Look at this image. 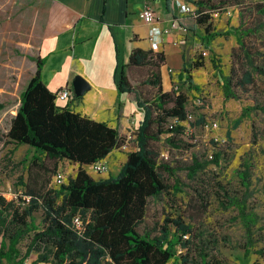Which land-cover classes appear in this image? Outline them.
Wrapping results in <instances>:
<instances>
[{
  "label": "trees",
  "instance_id": "1",
  "mask_svg": "<svg viewBox=\"0 0 264 264\" xmlns=\"http://www.w3.org/2000/svg\"><path fill=\"white\" fill-rule=\"evenodd\" d=\"M184 1L195 8L192 24L203 25L205 36L200 38L207 42L216 35L231 34L234 37L237 57L243 62L242 79L237 85L241 87L251 82V71L256 66L252 64V55L244 39L255 34L256 28L245 25L238 13L235 27L222 33H210L211 12L227 2ZM253 10L256 15H264V4L255 3ZM177 23L185 27L181 22ZM210 61L215 67L214 61ZM163 63L162 52L136 48L130 51L126 63L118 67L117 92L133 94L136 106L142 110V117L133 132V150L125 154L115 176L94 180L84 168L88 169L112 149L124 144L125 138L104 122L91 120L67 107L56 106L54 93L40 80L42 60L35 59L34 73L19 93L18 106L9 119L3 143L27 145L43 155L52 166L65 160L76 164L77 168L73 176L56 188H46L43 184L37 191H24V197L0 192V262L23 264L29 253L35 254L34 263L48 264H165L169 259L175 260L173 246L191 232L188 224H183L179 218L166 219L178 234L170 239H167L169 231L166 226H161L155 234L138 230L148 198H159L168 188L172 192L179 190L177 184L169 186L162 178L163 173L172 176L178 167L159 159L156 143L162 141L175 150L191 145L183 139L186 135L183 125L187 119L186 96L173 89L162 91L159 69ZM200 66V61H192L182 67V72L189 79V70ZM136 70L141 73V78L135 82L130 73ZM231 79L230 75L222 76L224 99H237L231 89ZM248 111L249 107L243 108L235 124ZM32 158L34 160L36 156L32 155ZM219 158V153H213L209 161L217 164ZM205 162H199L193 155L190 163L183 166L186 176L194 178L204 168ZM242 165L244 169L237 175L246 188L249 164L244 161ZM228 203L236 208L247 233L256 216L245 212L242 202L235 198ZM36 211H40L38 224L32 218ZM74 217L80 220L79 229L72 224ZM25 238L21 252L18 244ZM186 244L187 240L181 242L182 247Z\"/></svg>",
  "mask_w": 264,
  "mask_h": 264
},
{
  "label": "rangeland",
  "instance_id": "2",
  "mask_svg": "<svg viewBox=\"0 0 264 264\" xmlns=\"http://www.w3.org/2000/svg\"><path fill=\"white\" fill-rule=\"evenodd\" d=\"M224 1L227 3L211 12L208 32L222 33L236 26L237 14L240 13L245 25L257 30L244 39L256 68L251 71V82L241 87L237 85L242 79L243 62L237 57L234 37L231 34L216 35L206 42L200 38L205 36L203 25L192 24L194 6L190 12H185L187 24L193 25L186 62L200 61L202 64L189 70V79L184 73L175 89L186 96L188 117L183 123L186 133L183 139L191 145L175 150L162 141L156 143L159 159L178 167L172 176L163 173L162 178L169 186L177 184L179 190L172 192L168 188L159 198H148L144 217L138 226L139 231L152 234L161 226H166L169 231L167 239L178 234L166 219L179 218L191 227V232L173 246L175 260L169 259L165 264H243L248 260L264 264V15H256L253 10L255 3L264 4V0ZM210 60L214 61L215 67ZM223 75L232 77L231 89L237 99L223 98ZM130 77L136 82L141 73L136 70L130 73ZM3 102L0 101V192L24 197V191H37L43 184L46 188H56L52 185L56 171L63 175V182L73 176L76 165L60 160L52 166L43 155L27 145L3 143L9 111L4 116L3 112L14 105L12 99ZM245 107H249L250 111L235 124V119ZM129 124L127 133L122 135L125 148L111 150L103 161L106 166L104 172L96 174L84 168L92 179L115 176L125 160V154L133 150L135 123L130 120ZM213 153L220 154L217 164L209 161ZM32 155L36 159L33 160ZM193 155L199 162L206 161V164L194 178H188L183 166L190 163ZM244 161L249 164L246 188L237 175L244 169ZM231 198L242 202L245 212L256 216L247 233L236 208L228 203ZM32 218L38 224L40 211L33 212ZM183 240H187L184 247L181 246ZM25 242L26 238L18 244L21 252ZM0 264L6 263L1 261Z\"/></svg>",
  "mask_w": 264,
  "mask_h": 264
},
{
  "label": "crops",
  "instance_id": "3",
  "mask_svg": "<svg viewBox=\"0 0 264 264\" xmlns=\"http://www.w3.org/2000/svg\"><path fill=\"white\" fill-rule=\"evenodd\" d=\"M145 3L153 8L158 28L167 27L173 18L185 27L178 24L167 34L149 38L150 25L139 15ZM181 6L193 8L184 0H0V101L12 99L14 103L3 116L9 111V122L15 114L19 93L39 59L40 80L50 92L70 87L76 75L88 84L80 97L73 98L70 93L65 100H54L56 106L104 122L120 136L127 133L130 120L135 130L142 110L133 94H118V67L126 63L133 49L162 52L161 89L176 86L184 76L182 67L187 64L193 32ZM34 259L35 254L29 253L23 264H48L34 263ZM243 264L254 263L248 260Z\"/></svg>",
  "mask_w": 264,
  "mask_h": 264
},
{
  "label": "built area",
  "instance_id": "4",
  "mask_svg": "<svg viewBox=\"0 0 264 264\" xmlns=\"http://www.w3.org/2000/svg\"><path fill=\"white\" fill-rule=\"evenodd\" d=\"M192 10V9H191ZM191 10H189L186 6H181L180 7V11L185 13V12H190ZM140 18L141 20L150 25L149 31H148V36L149 38H151L152 36H154L157 33H163V34H167L169 33L170 29L177 27L178 23L177 20H175L174 18L172 20H170V23L167 27L165 28H158L156 26L157 23V17L155 15V12L153 10V8L148 4L145 3L143 9L140 12ZM168 73L171 71L170 69L166 70ZM172 89L175 90L176 86H172ZM71 91H70V87L69 86H64L61 87L60 89L56 90L54 92V100H65L69 97ZM188 117V115H187ZM187 120V119H186ZM119 149H124V144H122L121 146L118 147ZM88 169L92 172V173H101L104 172L106 169V166L104 164L103 161H97L93 164H91ZM64 178L63 175L56 171L52 177V185L53 186H58L59 184L63 183ZM28 197H25V200H27ZM72 224L74 227H76L77 229L80 228L81 223L80 220L77 217L72 218Z\"/></svg>",
  "mask_w": 264,
  "mask_h": 264
},
{
  "label": "water",
  "instance_id": "5",
  "mask_svg": "<svg viewBox=\"0 0 264 264\" xmlns=\"http://www.w3.org/2000/svg\"><path fill=\"white\" fill-rule=\"evenodd\" d=\"M88 88L87 82L80 76H74L70 83V91L73 97H80L83 92Z\"/></svg>",
  "mask_w": 264,
  "mask_h": 264
}]
</instances>
